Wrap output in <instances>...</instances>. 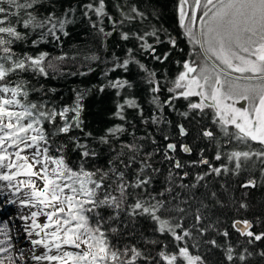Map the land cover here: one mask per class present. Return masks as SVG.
I'll use <instances>...</instances> for the list:
<instances>
[{"label": "snow or ice", "instance_id": "snow-or-ice-1", "mask_svg": "<svg viewBox=\"0 0 264 264\" xmlns=\"http://www.w3.org/2000/svg\"><path fill=\"white\" fill-rule=\"evenodd\" d=\"M39 3L40 0H0V132L5 128L11 130L5 136L12 140L14 147L23 144L24 149L35 148L32 163H28L27 156L21 157L19 151L16 153L17 158L25 162L21 165L13 163L5 165L4 161L9 159L10 154L6 156L4 152H0V167L24 168L25 175L36 177L43 182L42 188H37L35 180L32 179L22 182L25 187L31 189V192L25 193L30 198L20 203L33 207L43 206L40 211L31 213L33 226L40 229L36 235L40 236L42 232L43 238L32 240L31 243L34 246L43 245L49 252L53 248L57 250V254L50 255L46 252L43 255H33L31 259L56 264H137V261H140V264L161 262L207 264L204 257L194 255L191 248L199 247L201 238L206 233L215 231L218 236L225 238L224 243L220 244L216 239L203 243L210 244L212 248L222 249L224 260L228 264H234L235 261L244 264L248 257L253 255L243 247L245 242L254 244L264 241V231L253 230L256 224H264V212L254 218L255 223L248 218L233 219L230 225L221 231L219 227L221 222L219 219L214 220L213 216L217 208L224 209L228 205L223 203L216 191L210 190L197 197L195 190L200 186L208 189L205 181L210 175L218 177L228 173L238 175L242 170L256 169L257 162L260 175L264 178V0H177L179 26L193 46L190 58L183 62V70L170 82L171 86L165 88L164 83L157 78L156 71L136 59L133 48L126 49V56L123 59L113 53L111 60L104 61L106 65L112 66L106 67L102 75L107 78L109 73L116 72L117 69L128 74L130 65H135L139 70L137 72L139 81L130 80L123 75L108 79L107 83L99 88L100 92L105 88L116 90L118 102L113 117L121 121L106 128L99 136L84 132L83 101L91 89H74L73 104L57 109L55 106L48 107L46 104L28 102L29 93L25 90L24 81L17 82L13 87L7 82L10 74L29 70L44 77H48L50 72L64 74L59 62L69 59L67 54L50 59L49 53L41 52L37 56L24 55L14 58L15 54L9 47L13 39L16 41L26 39V36L17 30L16 25L40 31L38 40L32 41L33 45L49 36L59 43L61 35L64 37L69 35L66 27L75 22L76 9L74 7L66 9L59 17L55 13L39 17L31 11ZM82 7L83 16L89 19L96 35L102 38V47L103 41L111 37L118 28L126 24L131 25L135 21L142 23L147 19L146 13L140 11L134 4L127 12L121 10L119 21L114 20L106 12L105 0L98 2L92 0ZM116 7L118 10L122 9L119 4ZM198 12L201 13L199 17ZM90 14H94L97 19L92 21ZM153 15L155 16V13ZM106 16L112 26L111 31H105L103 26ZM120 39L136 40L137 51L148 53L160 64L165 63L172 50L177 47L176 38L163 25L156 27L150 24L148 30H139L131 34L121 31ZM150 40L152 42H149ZM165 43L169 45V49L158 53L157 46ZM196 46H199V52H196ZM192 56L202 59L194 60L191 59ZM77 58L71 57L72 60ZM79 58L88 64L101 59L94 52L83 54ZM94 70L89 66L87 71L70 74L85 76ZM138 83L147 86L149 103L153 106L152 115L149 117H145L143 107L131 95V90L136 88ZM124 92H128L129 95H123ZM162 93L167 94L164 99H161ZM194 97L197 99L194 100ZM179 99L187 102L186 110L179 113L185 120L191 119L199 124V120L207 115L206 110H212V124L218 126L221 137H217L216 132L204 126H200L198 137L215 144L217 148L215 161L225 158L228 163L213 166V163L204 156L203 149L197 160L182 162L176 158L178 145L168 142L172 137L165 133L161 126L171 127L172 121L164 115V109L167 107L175 112L174 102ZM120 100L122 102H119ZM240 101L247 102L248 106L237 107ZM10 106H19L22 110L13 111ZM126 109L135 110L141 124L154 127L167 143L161 148L156 137L147 131L144 136L137 137L135 125H132V131L129 132L125 125L132 122L127 119ZM5 117L9 121L7 125L3 123ZM13 118L15 124L12 123ZM45 123L52 126L51 132L45 130L43 127ZM230 127L233 130L230 131ZM176 128L180 137L189 135V129L183 123L177 124ZM77 130L81 136L72 135ZM30 132L35 134L29 135ZM126 133L131 140L122 142L121 137ZM61 134L67 136L68 140L56 148L59 154L53 156L50 154V138ZM5 136H0V147L3 146ZM221 138L225 145L236 141L238 144H244L248 150L222 151ZM82 140L84 142H81ZM89 140L94 144L107 146L112 154L107 161V170L100 168L89 170L85 167L88 159L101 154L88 142ZM144 141L153 146L152 151H145ZM252 142L259 147L253 148ZM69 144L75 146L72 151L78 152L79 155V163L75 168L70 166L66 159L65 149ZM179 151L191 155L193 149L188 144L180 143ZM161 152L163 162H167L170 167L163 190L153 194L150 186L160 169L153 167L152 161ZM33 164L40 165L39 171L32 170ZM49 164L54 167L50 168ZM134 164L138 167L129 178V170ZM229 164L233 166L230 168ZM200 165H207V172L197 173L192 183H184L190 175L185 169ZM18 174L0 173V180L10 181ZM260 183L264 184V179ZM257 186V180L251 177L239 185L243 189ZM177 188L180 191L173 194ZM221 188L228 192L225 184H221ZM182 194L186 198H182ZM247 195V192L243 193L239 201L231 195L228 196L229 204L236 214L250 210ZM130 198L132 203H129ZM43 209L51 210L44 212ZM104 209H110L112 212L107 218L101 214V210ZM122 213L127 217L124 227L133 229L130 235L134 234V225L138 218L150 220L155 225L154 232L170 235L176 251H166L167 244L157 240H145L146 244H162V249L155 256L134 245L121 247L112 244L108 233L116 234L118 228L105 230L104 225L120 221ZM41 214L47 217V222L42 225L37 224L34 219ZM188 220L192 223L186 227ZM229 227L239 237L245 238L238 245L243 247V251L239 253H236L229 240L231 235ZM50 228L54 230L46 231ZM188 241L192 242L191 248ZM64 246H71L77 251L64 250ZM10 249L11 244L7 240H0V254L8 253ZM259 255L264 257V251ZM5 259L11 260V257L0 256V264H5Z\"/></svg>", "mask_w": 264, "mask_h": 264}, {"label": "trees", "instance_id": "trees-1", "mask_svg": "<svg viewBox=\"0 0 264 264\" xmlns=\"http://www.w3.org/2000/svg\"><path fill=\"white\" fill-rule=\"evenodd\" d=\"M92 2V0H40V3L34 6L31 10L39 17H46L49 13H55L56 16H62L64 11L69 8H75V22L66 27L69 32L67 37L61 35V40L59 43L54 41L51 36L47 37L45 40L33 45V40H38L40 31H32L31 29H24L22 25H16L17 30L26 36V39L13 42L9 47H11L15 57H23L24 55L37 56L41 52L49 53V58H54L56 56L67 54L69 59L59 62L64 74H53L49 73L48 77L39 75L31 70L20 72L16 74H10L7 82L10 87L15 86L17 82H25V90L28 91L29 95L27 97L28 102H33L37 104H46L48 107L55 106L57 109L63 106L72 105L75 99V90L91 89L88 95L83 101L84 111L82 113V119L84 121V132H91L93 136H99L104 133V130L114 124L121 123L118 118L113 117V113L116 110V103L118 98L116 97V90L111 88H105L103 92L99 91L102 85L107 83L108 79H115L126 75L130 80L139 81V76L137 72L139 71L135 65H130V73H123L122 70L117 69L116 72L109 73L108 77L105 78L102 73L106 67H111V64H105V60H111L112 54L115 53L117 57L121 59L126 56V49L133 48L136 54V59H139L144 63L149 69L155 70L157 73V78L164 83L165 88L171 86L170 82L173 81L176 75L182 71V64L186 59L190 58V53L193 51V46L188 42V38L183 35V30L180 28L177 18V0H105L106 12L108 15L112 16L114 20L119 21L121 18V10L127 12L131 5H136L140 11H143L147 15V19L142 23L140 21H135L131 25L126 24L122 28H118L114 31L111 37L106 38L101 45V37L96 35L95 30L91 27L89 19L83 16V4ZM98 2V0H97ZM122 6V9L118 10L116 5ZM155 13V16L153 15ZM23 15V13H21ZM91 15V20L95 21L97 18L94 14ZM158 17V19L156 18ZM155 25L160 27L163 25L165 29L177 40V47L172 50V54L169 59L160 64L154 61L148 53H141L137 51L138 42L134 39L129 41H122L120 39V32L125 31L136 32L139 30H148L149 25ZM103 26L105 31H111L112 26L108 21L107 16L104 18ZM59 34V33H58ZM163 39V36L161 37ZM149 42H152L151 40ZM169 49L168 44H163L157 46V52L162 53ZM196 52H199V46H196ZM96 53L101 57L100 61L91 62L90 64L83 61L80 56L83 54ZM72 56H77L76 60H72ZM191 59L198 60L201 57L192 56ZM179 62V64L177 63ZM95 69L88 75H71L70 73H78L81 71H87L88 67ZM55 91H52V90ZM123 95H129L128 92H124ZM131 95H133L140 105L144 109L145 117L152 115L153 106L149 103L150 97L148 95L147 86L138 83L137 87L131 90ZM166 93L161 94V99L166 97ZM194 100L197 98H193ZM24 101L22 100V103ZM119 102H122L120 100ZM176 111H171L169 108L164 109V115L172 121L171 127L161 126L164 128V132L169 134L172 139L168 142L177 143V152L175 156L182 162H188L192 160H197L200 155L201 149L204 150V156L208 158L213 166H220L221 164H226L228 161L222 158L221 161H215L214 156L216 154L217 148L213 142H209L207 139L198 137V132L200 131V126L211 128L216 132L217 137H221L219 128L212 124L211 116L212 110H206L207 115L199 120V124L194 123L191 119L185 120L179 115L180 112L186 110L187 102L183 99L176 100L174 102ZM127 119L132 122V124H126L125 127L128 128L129 132L132 131V125H135V134L137 137L144 136L147 132H151L162 148L165 143L162 139V135L158 133L154 127L145 126L141 124L139 117L135 110L126 109ZM183 123L186 128L189 129V135L187 137H180L178 135V129L176 125ZM47 132L52 131V126L45 123L43 125ZM233 130L230 127V131ZM74 136H81L82 134L77 130L72 133ZM67 136L61 134L55 138H50V154L53 156L58 155L56 148L59 145L65 144L67 142ZM131 137L126 133L121 137L122 142H129ZM81 142H84L83 140ZM93 147L97 149L101 154L96 158H90L87 160L85 167L89 170L100 168L107 170V161L111 158V153L109 152L107 146H100L94 144L91 140L88 141ZM145 151H152L153 146L148 142L144 141ZM186 143L190 145L193 149L191 155L183 154L179 151V144ZM220 143L222 145V151H232L239 150L244 151L248 148L244 144H238L236 141H232L230 145H225L223 139L221 138ZM118 147V145H116ZM75 146L69 144L65 149L66 159L70 163V166L76 167L79 163L78 152L72 151ZM252 147H259L252 142ZM143 155V153H141ZM153 167L159 168L160 172L155 174L150 190L153 194L162 191L165 186V177L168 173V168L170 165L167 162H163V153L157 154L153 161ZM258 167L256 169L242 170L238 175H233L231 173L222 174L221 176L210 175L206 178L205 183L208 184V189L203 186L198 187L195 190V195L200 197L207 191H216L220 199L228 205L224 209L217 208L213 219H219L221 222L219 227L222 231L224 227L230 225L233 219H243L248 218L254 220L255 217L264 212V184L260 183L262 179L259 171V162H257ZM233 165L229 164L231 168ZM138 165H133L129 170V178H131V173L136 170ZM185 170L190 172L189 177L184 181V183H192L193 177L199 173L203 174L207 172V165H200L197 167L186 168ZM151 174V173H149ZM254 178L258 182L256 188L243 189L239 185L246 182L249 178ZM221 184L227 186L228 192L226 193L224 189L221 188ZM180 191V189H175V192ZM247 192V202L250 204L249 211H241V213L236 214L235 210L229 204L228 196H233L237 201H239L243 193ZM182 198H186L182 194ZM129 203H132L131 198ZM184 206V205H182ZM101 214L107 218L112 214L110 209L101 210ZM127 222V217L122 213L120 221H112L104 225L105 230L116 227L118 232L116 234L108 233L109 240L114 245L124 246V245H134L142 251L151 252L155 256L161 249L162 244H167L166 251L175 252L173 241L170 235L160 234L154 232L155 225L153 222L147 219L138 218L134 225V234L129 233L133 231L131 227L125 228L124 223ZM192 223L188 220L185 224ZM231 233L229 240L236 253L243 251V247H246L249 252L253 255L248 257L244 264H264V257H261L259 253L264 251V241L255 242L254 244H245L243 247L238 246L240 241L245 238L239 237L230 227L228 228ZM256 232L264 231V224H256L254 229ZM216 239L218 243H224V237L218 236L215 231H210L206 233L201 238V243L197 248H191V241H188L191 251L194 255H202L207 262V264H228L224 260L223 250L212 248L210 244H205L203 241H210ZM145 240H157L161 243L146 244ZM178 243V242H177ZM182 246V245H181ZM209 249L211 251L209 252ZM140 264V261H137ZM163 264V262H161ZM234 264H240L239 261H235Z\"/></svg>", "mask_w": 264, "mask_h": 264}, {"label": "bare ground", "instance_id": "bare-ground-1", "mask_svg": "<svg viewBox=\"0 0 264 264\" xmlns=\"http://www.w3.org/2000/svg\"><path fill=\"white\" fill-rule=\"evenodd\" d=\"M5 119H7V117H5ZM0 136H5V132H0ZM18 151L21 157L27 156L28 163H32L31 149H24L23 144L14 147L12 146V141L5 136L3 146L0 147V152H4L6 156L10 154V156L9 159L4 161V164H24L25 162L18 159L16 156ZM49 167H54V165L49 164ZM25 170L26 169L20 167H0V173H19L10 181L0 180V240H7L8 243L11 244L10 251L0 254V256L11 257V260L5 259V264H56V262L34 261L31 259L33 255H43L46 252L50 255L57 254V250L53 248L49 252L43 245L34 246L31 243L32 240L43 238L42 232L40 236L36 235L37 232H40V229L33 226V218L31 217L33 211H40L43 206L36 205L33 207L30 204L24 205L20 203L22 200L29 199L30 197L26 196L25 193L31 192V189L25 187L22 182H26L30 179L35 180L37 188H42L43 182L36 177L25 175ZM32 170L38 171L35 164H33ZM9 185H11V187H9ZM17 189H19V191H17ZM50 210L51 209H43L44 212ZM34 219L36 223L40 225L47 222V217L43 214ZM53 230L54 228H50L46 231L51 232ZM29 233H31V235H29ZM66 247L67 246H64V250H66Z\"/></svg>", "mask_w": 264, "mask_h": 264}, {"label": "rangeland", "instance_id": "rangeland-1", "mask_svg": "<svg viewBox=\"0 0 264 264\" xmlns=\"http://www.w3.org/2000/svg\"><path fill=\"white\" fill-rule=\"evenodd\" d=\"M200 14H201V13H199V15H200ZM193 30H194V31L196 30V26H194ZM236 106H237V107H247L248 105H247V102H245V101H240ZM11 109H12L13 111H21V110H22L19 106H11ZM24 122L26 123L27 121H24ZM3 123H4L5 125H7V124L9 123L8 118H7V119L4 118ZM12 123H14V124L16 123L15 118H13ZM10 131H11V130H10V129H7V128L4 130L5 134L8 133V132H10ZM34 134H35V133H32V132L29 133V135H34ZM9 140L12 141L11 139H9ZM34 151H35V148L33 147V148H31L30 153L33 154ZM30 156H31V155H30ZM36 168H37V170L39 171V169H40V165H36ZM82 247H83V246H82ZM66 250H67V251H77L76 249L72 248L71 246H67V247H66Z\"/></svg>", "mask_w": 264, "mask_h": 264}, {"label": "flooded vegetation", "instance_id": "flooded-vegetation-1", "mask_svg": "<svg viewBox=\"0 0 264 264\" xmlns=\"http://www.w3.org/2000/svg\"><path fill=\"white\" fill-rule=\"evenodd\" d=\"M197 16L199 17V12L197 13ZM254 143V142H253ZM184 144H186V143H184ZM183 154H185V153H183ZM188 155V154H187Z\"/></svg>", "mask_w": 264, "mask_h": 264}]
</instances>
